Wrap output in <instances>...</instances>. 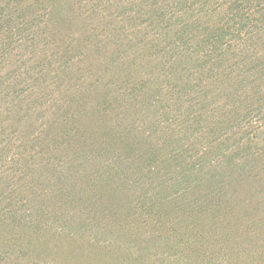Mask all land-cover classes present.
<instances>
[{"label": "trees", "instance_id": "obj_1", "mask_svg": "<svg viewBox=\"0 0 264 264\" xmlns=\"http://www.w3.org/2000/svg\"><path fill=\"white\" fill-rule=\"evenodd\" d=\"M115 148L176 219L264 195V0H0V264Z\"/></svg>", "mask_w": 264, "mask_h": 264}, {"label": "rangeland", "instance_id": "obj_2", "mask_svg": "<svg viewBox=\"0 0 264 264\" xmlns=\"http://www.w3.org/2000/svg\"><path fill=\"white\" fill-rule=\"evenodd\" d=\"M112 153L122 155L117 165L101 169ZM126 156L115 148L100 157L101 162H78L70 172L64 166V176L53 183L71 184L75 198L55 206V197H64L56 192L30 201L26 207L30 218L44 208L52 217L37 219L31 231L28 223L23 250L1 264H264V195L245 196L250 203L235 196L229 207L198 219L180 213L177 220L174 203L162 195L153 197L149 192L156 182L137 166L124 164ZM35 184L42 189L47 182L41 179ZM146 193L153 198L151 208L146 204L149 213L131 203L135 198L147 203ZM44 218L56 224H43ZM62 221L66 222L63 233Z\"/></svg>", "mask_w": 264, "mask_h": 264}]
</instances>
